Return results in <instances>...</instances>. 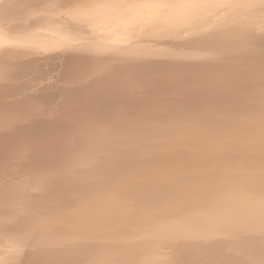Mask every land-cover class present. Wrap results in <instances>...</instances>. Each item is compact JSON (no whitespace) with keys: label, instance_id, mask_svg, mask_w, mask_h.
<instances>
[{"label":"bare ground","instance_id":"6f19581e","mask_svg":"<svg viewBox=\"0 0 264 264\" xmlns=\"http://www.w3.org/2000/svg\"><path fill=\"white\" fill-rule=\"evenodd\" d=\"M0 264H264V0H0Z\"/></svg>","mask_w":264,"mask_h":264}]
</instances>
